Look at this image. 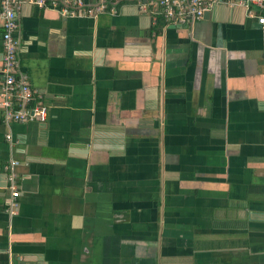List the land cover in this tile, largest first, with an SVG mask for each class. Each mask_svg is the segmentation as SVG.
<instances>
[{
  "label": "crops",
  "instance_id": "1",
  "mask_svg": "<svg viewBox=\"0 0 264 264\" xmlns=\"http://www.w3.org/2000/svg\"><path fill=\"white\" fill-rule=\"evenodd\" d=\"M151 1L22 5L48 110L0 105V264H264V27L221 2L173 26Z\"/></svg>",
  "mask_w": 264,
  "mask_h": 264
},
{
  "label": "built area",
  "instance_id": "2",
  "mask_svg": "<svg viewBox=\"0 0 264 264\" xmlns=\"http://www.w3.org/2000/svg\"><path fill=\"white\" fill-rule=\"evenodd\" d=\"M113 0H99L94 6L85 4L83 0H0V26L3 33V80L0 86V105L7 124L13 122H29L43 119L48 107L43 102L42 95L32 88L27 75L21 72L19 65L20 41L17 37L19 27L18 14L25 2L38 5L41 8L54 7L63 16L96 15L109 8ZM225 3L229 6L243 7L248 16L255 17L264 27V0H155L154 6L160 7L166 23L185 26L202 19L215 3ZM145 7V6H144ZM11 138V135H7ZM10 179L15 180V173ZM12 197L8 200L7 210L14 214L19 203L20 192L14 184L11 185Z\"/></svg>",
  "mask_w": 264,
  "mask_h": 264
},
{
  "label": "water",
  "instance_id": "3",
  "mask_svg": "<svg viewBox=\"0 0 264 264\" xmlns=\"http://www.w3.org/2000/svg\"><path fill=\"white\" fill-rule=\"evenodd\" d=\"M208 13V11L205 13V15Z\"/></svg>",
  "mask_w": 264,
  "mask_h": 264
}]
</instances>
